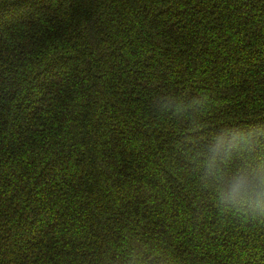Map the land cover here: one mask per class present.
Segmentation results:
<instances>
[{"label": "trees", "instance_id": "trees-1", "mask_svg": "<svg viewBox=\"0 0 264 264\" xmlns=\"http://www.w3.org/2000/svg\"><path fill=\"white\" fill-rule=\"evenodd\" d=\"M161 85L264 119V0H0V264H264V221L180 170L195 129L148 115Z\"/></svg>", "mask_w": 264, "mask_h": 264}, {"label": "clouds", "instance_id": "clouds-1", "mask_svg": "<svg viewBox=\"0 0 264 264\" xmlns=\"http://www.w3.org/2000/svg\"><path fill=\"white\" fill-rule=\"evenodd\" d=\"M209 90L161 85L146 99L150 117L181 122L186 133L178 166L218 209L245 222L264 221V119L227 118L207 124ZM189 137L191 139H189Z\"/></svg>", "mask_w": 264, "mask_h": 264}, {"label": "rangeland", "instance_id": "rangeland-1", "mask_svg": "<svg viewBox=\"0 0 264 264\" xmlns=\"http://www.w3.org/2000/svg\"><path fill=\"white\" fill-rule=\"evenodd\" d=\"M36 233H37V231H36ZM36 233H35V232L28 231V230H25L24 232H22V233H21L22 236L19 235V238L21 239V241H19L20 244H21L23 241L27 240L29 237H31V236H35ZM17 242H18V241H17ZM15 244H16V242H15Z\"/></svg>", "mask_w": 264, "mask_h": 264}]
</instances>
